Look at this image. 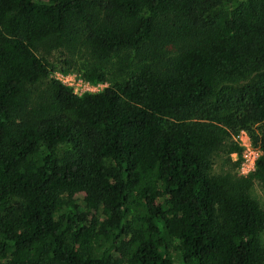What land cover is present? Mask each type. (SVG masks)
<instances>
[{
	"label": "trees",
	"instance_id": "16d2710c",
	"mask_svg": "<svg viewBox=\"0 0 264 264\" xmlns=\"http://www.w3.org/2000/svg\"><path fill=\"white\" fill-rule=\"evenodd\" d=\"M255 183L264 0H0V264H264Z\"/></svg>",
	"mask_w": 264,
	"mask_h": 264
},
{
	"label": "rangeland",
	"instance_id": "374dc122",
	"mask_svg": "<svg viewBox=\"0 0 264 264\" xmlns=\"http://www.w3.org/2000/svg\"><path fill=\"white\" fill-rule=\"evenodd\" d=\"M72 60L74 62H76V67L73 71L68 72V73H63L61 72V65H55L52 64L50 65L49 71H50V78L55 80L54 76L56 74L62 73L65 75H70V76H74L75 79L79 82L80 80H84L81 73L77 70H79V66H81L82 63V59L79 58V56L75 53L72 55ZM109 86V83H102V84H93L91 86L88 87V89H91V92H100L103 91L104 89H106ZM71 90H73V92L77 95H82L86 92H88V90L85 88V86H77V87H68ZM236 136V135H234ZM233 136V138H234ZM255 146V145H254ZM256 147V146H255ZM261 155V152L259 153ZM232 155V154H231ZM231 155H225V154H221L220 156H216L213 158L212 162H213V167H212V173L215 175L224 173V172H235L239 175H241L240 172V166H239V162H234L233 158ZM227 158H230L231 162L233 164H236L235 166L230 165V163L227 162ZM255 173H251L250 175H254ZM251 196L253 197V199H255L257 201V203L259 204V206L264 209V190L261 188V186L258 183H255L252 190H251ZM260 241L261 244L264 246V231L260 234ZM173 256H174V260L176 264H179L178 262V256L175 252H173Z\"/></svg>",
	"mask_w": 264,
	"mask_h": 264
},
{
	"label": "built area",
	"instance_id": "2783aa9c",
	"mask_svg": "<svg viewBox=\"0 0 264 264\" xmlns=\"http://www.w3.org/2000/svg\"><path fill=\"white\" fill-rule=\"evenodd\" d=\"M54 78L63 86L77 87L82 85L85 86V88L88 90V92L86 93H94L90 91L91 89H88V87L91 86L92 83L85 80H80L78 82L74 76L65 75L62 73L56 74ZM234 141L242 149L240 153H233L231 155L234 162H239L241 176L247 177L250 176L251 173H256V163L258 158L261 156L259 154L261 150L258 147L254 146L251 138L244 131L236 134V136H234Z\"/></svg>",
	"mask_w": 264,
	"mask_h": 264
}]
</instances>
